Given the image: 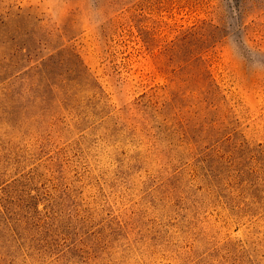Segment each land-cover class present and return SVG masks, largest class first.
I'll return each instance as SVG.
<instances>
[{"label":"rangeland","instance_id":"1","mask_svg":"<svg viewBox=\"0 0 264 264\" xmlns=\"http://www.w3.org/2000/svg\"><path fill=\"white\" fill-rule=\"evenodd\" d=\"M260 151L264 0H0V264H264Z\"/></svg>","mask_w":264,"mask_h":264},{"label":"trees","instance_id":"2","mask_svg":"<svg viewBox=\"0 0 264 264\" xmlns=\"http://www.w3.org/2000/svg\"><path fill=\"white\" fill-rule=\"evenodd\" d=\"M195 34H197V33L194 31H188L187 35H185L186 36L185 39H188L189 38L188 36L192 37ZM185 39H183V40H185ZM260 154H262V158L258 159V161L260 163V169H259V173H257L258 176H256L255 180L262 181L263 182V189H264V152L260 151ZM252 173L254 174L255 172L252 171ZM255 185H256V183H255Z\"/></svg>","mask_w":264,"mask_h":264}]
</instances>
